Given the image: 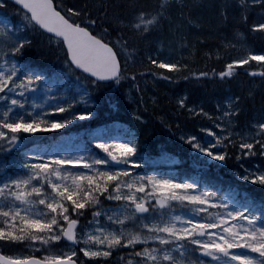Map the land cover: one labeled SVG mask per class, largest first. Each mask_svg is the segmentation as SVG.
I'll list each match as a JSON object with an SVG mask.
<instances>
[{"label": "snow or ice", "instance_id": "obj_1", "mask_svg": "<svg viewBox=\"0 0 264 264\" xmlns=\"http://www.w3.org/2000/svg\"><path fill=\"white\" fill-rule=\"evenodd\" d=\"M10 3L17 20L0 11V264H264V197H250L209 172L234 157L243 168L235 173L239 179L264 186V169L243 164L264 156V118L239 130L240 109L231 99L215 114L179 99L180 108L220 131L202 128L211 140L182 134L194 167L173 175L161 171L135 132L100 115L103 98L95 95L125 81L139 90L144 76L224 80L245 65L249 75L264 77V52L228 58L219 71H186L187 63L162 58L157 49L130 71L138 54L130 37L147 40L171 26L177 0L115 6L0 0V10ZM189 6L181 0L180 16L194 24L182 11ZM257 6L262 14L249 33L264 37V0L237 3L245 23ZM227 12L223 5L218 14L226 20ZM33 33L63 54V68L30 54L35 46L46 55ZM225 47L236 44L226 41L204 55L219 60ZM74 122H84L75 133Z\"/></svg>", "mask_w": 264, "mask_h": 264}, {"label": "trees", "instance_id": "obj_2", "mask_svg": "<svg viewBox=\"0 0 264 264\" xmlns=\"http://www.w3.org/2000/svg\"><path fill=\"white\" fill-rule=\"evenodd\" d=\"M76 2V0H68ZM80 3L96 5L101 0H79ZM112 5H122L128 0H108ZM141 5H153L157 0H136ZM180 2L177 0V9L173 11V23L171 26L165 23L163 30L153 33L147 40H139L130 37V46L135 45L138 50L136 63L129 61L130 71H139V61L146 54L156 52L162 58L187 63L186 71H208L215 68L219 71L222 64L228 58H238L248 51L264 52V37L249 33V24L259 19L262 10L257 6L248 13V23L241 18L242 12L237 7L238 0H183L190 5L183 8L186 17H190L196 23H189L180 16ZM227 5V19L219 16L221 6ZM9 16L15 20L14 8L10 5L4 9ZM120 11L119 8L109 11ZM100 29L97 28V31ZM245 34L246 38H245ZM35 45L46 52L45 56L37 54V47L30 49V54L41 64L51 68H63V54L55 47H49L47 37L39 33H33ZM183 40L187 45L181 48L178 41ZM226 41L236 44V47H225L221 59L213 57L209 60L204 53L210 49L214 50L218 45ZM239 41V42H238ZM250 64L258 67V64ZM248 65L242 66L231 78L221 80H196L176 78L172 80L163 78H152L150 76L138 77L139 90L134 83L125 81L122 86L113 85L111 88H101L95 95L103 98L100 105V115L109 121H116L124 127L135 132L141 142L148 148L153 160L164 159L177 162L178 168L174 171L183 175L194 167L191 159V149L185 144L180 136L182 134H193L211 140L201 129L213 127L211 120L203 115H192L187 108H180L177 101L185 99L186 105L194 108L202 107L209 113H217V105L224 106V102L231 99L240 111L235 116V125L239 130H244L252 123L264 118V77L251 78L246 69ZM159 71L168 72L161 69ZM239 97L237 100L236 98ZM133 113L143 117L136 119ZM84 122H74L71 129L73 133ZM219 132V129H215ZM43 133H37L40 136ZM51 134V133H50ZM228 151H233L229 145ZM170 157V159L168 158ZM220 164V163H216ZM243 164L247 168H256L257 165L264 169V156L244 158ZM237 171L243 172L240 163L231 158L227 160L225 167H213L209 169L211 175L218 178L225 185H231L250 197L260 199L264 197V186L251 184L243 181L235 175ZM256 185L262 187V191L249 187ZM6 251L13 249L5 248ZM16 252L19 249H15Z\"/></svg>", "mask_w": 264, "mask_h": 264}, {"label": "rangeland", "instance_id": "obj_3", "mask_svg": "<svg viewBox=\"0 0 264 264\" xmlns=\"http://www.w3.org/2000/svg\"><path fill=\"white\" fill-rule=\"evenodd\" d=\"M252 62L257 64L256 61H252ZM261 78H263V77H261ZM249 187L256 188V185H250ZM256 190H257V191H259V190L262 191V187H261V186H258V187L256 188ZM262 192H264V191H262Z\"/></svg>", "mask_w": 264, "mask_h": 264}, {"label": "bare ground", "instance_id": "obj_4", "mask_svg": "<svg viewBox=\"0 0 264 264\" xmlns=\"http://www.w3.org/2000/svg\"><path fill=\"white\" fill-rule=\"evenodd\" d=\"M250 77H251V78H257V79H259V78H261L262 76H260L259 74H257V75H254V76H253V75H250Z\"/></svg>", "mask_w": 264, "mask_h": 264}]
</instances>
